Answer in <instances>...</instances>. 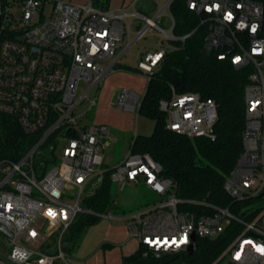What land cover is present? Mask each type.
Segmentation results:
<instances>
[{"label": "built area", "instance_id": "built-area-1", "mask_svg": "<svg viewBox=\"0 0 264 264\" xmlns=\"http://www.w3.org/2000/svg\"><path fill=\"white\" fill-rule=\"evenodd\" d=\"M175 0H167V6ZM52 2V14L46 5ZM188 10L207 30L206 42L219 60L236 69L247 68L245 88L246 124L243 152L225 181L234 202L258 204L240 209L209 206L201 214L180 210L176 184L161 176L162 166L150 154L132 151L113 167L110 179L123 192L128 184H145L154 194L170 195L125 215L132 238L160 258L188 253L198 239L230 240L210 264H264V0H185ZM136 6V5H134ZM20 11L17 18L16 11ZM39 19L36 21L37 15ZM0 113L15 117L28 134L40 133L38 143L18 162L0 161V236L9 247L11 264H70L63 243L79 214L113 219L112 207L104 214L85 209L82 202L96 193L104 181L103 149L115 138L106 124L85 123L97 107L99 93L89 95L114 71L123 53L130 26L128 18L156 28L166 41L175 40V20L163 11L154 17L135 10H100L89 0H0ZM141 31L138 38L144 35ZM189 35L183 36L185 40ZM167 45L140 55L137 68L145 75L163 59ZM111 61L108 66L102 62ZM91 82L76 100L79 82ZM89 100L87 111L76 109ZM143 97L123 90L119 108L138 112ZM168 114L167 128L194 138L214 139L219 119L212 99L196 93L177 94L161 101ZM73 134V135H70ZM58 136L64 139L62 157L46 173L36 171L35 162L44 143ZM49 150L55 151L56 144ZM263 195V196H262Z\"/></svg>", "mask_w": 264, "mask_h": 264}, {"label": "trees", "instance_id": "trees-1", "mask_svg": "<svg viewBox=\"0 0 264 264\" xmlns=\"http://www.w3.org/2000/svg\"><path fill=\"white\" fill-rule=\"evenodd\" d=\"M111 0H92L100 10H109ZM160 1V0H158ZM175 20V40H168V48L149 79L139 115L154 121L150 135H136L131 151L150 154L162 166L161 176L171 179L177 187V197L183 201L180 210L201 214L209 206L231 207L238 210L251 202H234L225 190V181L236 167L243 152V132L246 124L245 88L248 83L247 68L236 69L228 60H219L206 42L207 30L200 26V19L190 12L185 0H175L169 8ZM165 17L162 18L164 21ZM189 35L185 40L181 38ZM120 67L118 63L115 67ZM135 70L141 72L137 67ZM144 74V73H143ZM196 93L212 99L218 106L219 119L214 128V139L190 138L167 128L168 114L161 109V101L171 100L173 94ZM73 135V134H70ZM41 134L26 133L18 120L0 113V161H20L39 141ZM50 137L37 157L35 168L43 175L55 163ZM95 194L86 197L82 206L97 214H104L114 204L112 168ZM97 215L79 214L71 227V234L78 237L95 225ZM70 233V232H69ZM230 240L198 239L194 255L181 253L165 255L158 260L144 256L151 253L144 246L124 258V264H171L182 257L186 264H210L227 247ZM190 261H193L191 263ZM7 264H9L7 262Z\"/></svg>", "mask_w": 264, "mask_h": 264}, {"label": "rangeland", "instance_id": "rangeland-1", "mask_svg": "<svg viewBox=\"0 0 264 264\" xmlns=\"http://www.w3.org/2000/svg\"><path fill=\"white\" fill-rule=\"evenodd\" d=\"M77 1V0H74ZM167 1L161 0L157 4V10L152 11L151 9L155 6L154 0H147V15L154 17L160 9H164ZM135 10L134 8H131ZM53 3L49 2L46 5L45 14L46 16L52 14ZM169 9L163 11V15L166 18ZM16 16L19 18L20 11H16ZM39 14L36 17V21L39 19ZM142 20L128 18L125 23L130 26L129 37L128 35L124 40V47L120 53H123L126 48L131 45L126 53L120 59V67L109 72L104 78L102 84L94 89L90 93V97L94 98L99 93V102L102 101L105 95L113 93L118 85L130 86L132 81L127 77L115 78L113 76L115 72L127 73L131 76L136 75L138 78V85L144 84L146 81V75L139 73L135 70L138 59L141 54L147 52H155L162 43L167 45L165 36L161 34L156 28H148L145 30L144 35L138 38L141 31L146 28V24L141 25ZM144 22V21H142ZM163 20H159V24H162ZM141 29V30H140ZM110 60L102 62V65L108 66ZM122 83V84H119ZM91 82L82 80L79 82L78 89L76 92V100H78L90 87ZM122 91L125 89H121ZM89 105V100L83 101L76 109V115L80 116L84 114ZM96 108L91 110L86 115L85 123H93ZM128 123L132 124V129L128 132L118 131L116 136L118 141H113L109 148L103 149L104 155V167L112 168L120 164L124 157L131 152V145L128 141V136L133 142V138L136 135H150L153 130L155 123L154 121L145 118L138 113H134V120L127 119ZM111 136L114 138L113 134ZM123 137H125L123 139ZM56 142V149L54 151L55 160H60L62 157L61 147L64 143V139H59L57 135L54 136ZM36 161L38 159H35ZM54 165V164H53ZM52 165V166H53ZM51 166V167H52ZM113 193L117 201V207L113 210V219L105 217H99L97 223L86 229L78 237L71 234V230L65 238L63 243V250L67 256V260L70 264H124V258L130 256L141 248L140 241L137 238H132L129 234L127 225L128 222L124 219L125 215L130 212L137 211L138 209L151 205L159 201H165L170 199V195H157L152 193L145 184H139L133 186L128 184L123 192H120L118 184H113ZM88 215L87 213H84ZM9 247L2 240L0 236V257L6 262L8 261ZM144 256L151 258L152 260H158L152 253L145 252ZM171 264H186L182 257H179L175 262Z\"/></svg>", "mask_w": 264, "mask_h": 264}, {"label": "crops", "instance_id": "crops-1", "mask_svg": "<svg viewBox=\"0 0 264 264\" xmlns=\"http://www.w3.org/2000/svg\"><path fill=\"white\" fill-rule=\"evenodd\" d=\"M72 1L77 3V4H85L89 0H77V1L72 0ZM160 1L154 0L155 6L151 9L152 11L157 10V8H158L157 4H159ZM164 1H167V0H164ZM134 5H136V6H134ZM166 6H167V4H166ZM131 8H134L135 10H139V11H141L147 15V0H111L110 1V9L113 11L118 12L119 10H122V11L132 13L135 10H133ZM165 9L166 8L160 9V11H164ZM144 24H146V23L141 21L140 26L144 25ZM146 29H147V26L143 31H145ZM120 59H119V62H120ZM113 76H115V78H119V77L121 78L123 76L127 77L128 79H130L132 81V83L130 86H126L125 88H123V86H121V85H118V87L116 88V90L113 91V93L105 95L101 102H99V100H98V105H97L96 111H95L96 117L94 118L93 123L108 125L110 127L111 134H113L115 140L118 141L116 138V136H118V134H119L118 131H120L122 129L121 130L122 132H123V130H125L124 132H127V131L129 132L132 129V124L128 123L126 120L127 119L134 120V113L135 114L137 113V112H134V113L128 112V111H125V110L118 107L117 100H118L119 94L122 92L121 89L133 90L137 94H139L140 96L144 97L149 79H148V77H146L147 79H146L145 83L138 85V83H137L138 78L136 75L131 76L127 73H121L118 70V73L115 72V74ZM119 84H122V83H119ZM85 120H86V118L84 119V121ZM124 138L125 137H123V139ZM131 140L132 139H130V135H129L128 141L130 144L132 143ZM125 158H126V156L124 157V159ZM133 186H137V185H133Z\"/></svg>", "mask_w": 264, "mask_h": 264}, {"label": "water", "instance_id": "water-1", "mask_svg": "<svg viewBox=\"0 0 264 264\" xmlns=\"http://www.w3.org/2000/svg\"><path fill=\"white\" fill-rule=\"evenodd\" d=\"M0 18H1V15H0ZM263 195H264V193H263ZM0 229L6 233L12 235V233H9L3 225H0ZM196 249H197V245L195 243V238H194V242L188 247L187 252L190 256H192V255H194ZM190 262L193 263V261H190ZM0 264H7V262L2 257H0Z\"/></svg>", "mask_w": 264, "mask_h": 264}]
</instances>
